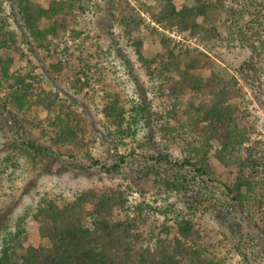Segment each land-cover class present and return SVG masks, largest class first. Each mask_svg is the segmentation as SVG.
<instances>
[{"label":"trees","instance_id":"16d2710c","mask_svg":"<svg viewBox=\"0 0 264 264\" xmlns=\"http://www.w3.org/2000/svg\"><path fill=\"white\" fill-rule=\"evenodd\" d=\"M86 1L0 0V153H6L0 158L5 170L25 160L31 171L26 185L42 171L60 180L94 173L113 185L41 196L29 210L43 241L37 246L25 245L11 202L0 211V264H220L221 250L193 219L201 207L225 234L239 235L237 252L253 259L257 240L264 242V141L242 104L248 93L264 112V0H185L191 4L180 7L173 0H135L136 7L124 6L118 15L116 0H100L97 7L110 11L122 32L113 45L133 77L135 98L127 106L107 93L95 122L84 106L78 113L47 89L29 58L37 48L48 50V38L69 29L73 34ZM168 31L201 47L175 41ZM154 36L158 49L145 51ZM123 41L147 84L135 78ZM73 48L83 62L77 75L87 85L96 65L92 55ZM242 52L238 65L228 64ZM148 93L159 98L157 109ZM95 144L102 149L97 157L90 152ZM126 144L134 147L121 153ZM213 160L225 182L215 176ZM36 166L39 173L32 175ZM150 182L176 201L133 203L134 189Z\"/></svg>","mask_w":264,"mask_h":264},{"label":"rangeland","instance_id":"374dc122","mask_svg":"<svg viewBox=\"0 0 264 264\" xmlns=\"http://www.w3.org/2000/svg\"><path fill=\"white\" fill-rule=\"evenodd\" d=\"M177 7H180L182 3L187 2L191 4L190 1L185 0H173ZM87 7L84 12L76 16V21L72 24L71 28L75 30L73 34L70 33V29L65 33H62L57 39L48 38V50L37 48L29 53L26 44L21 43V48L29 53V58L31 61L30 68L35 74L40 75L41 79L44 80V85L47 89L55 92L61 99H65L68 102L71 101L70 105L78 112H82V107L84 106L88 112L91 121L95 122L98 119H102V114L100 112L103 102L106 100V95L117 94L125 105H129L130 101L135 98L134 93V81L131 74H128V68L123 65L120 58L116 55L114 47V34L120 36L122 32L116 26L114 20L109 19V12L103 5L100 4V0H87ZM129 5L130 7H136L137 3L135 0H116V7L114 11L116 15L124 12V6ZM114 7V6H113ZM8 10V8H7ZM141 15L148 19V15L141 12ZM110 32V34H109ZM168 36L172 37L175 41H180V43H190L192 45H197L201 47L197 41L194 39H187L183 35L175 34L174 32H167ZM148 44L145 45V51L155 52L158 49V38L154 36L149 38ZM126 47V54L129 58L130 63L134 65L133 74L139 83H148V79L144 74V71L137 66L135 60V55L133 50L124 41L122 44ZM67 47V52L63 51ZM73 47L81 48V51L86 55H92V62L96 65V69H91L88 74V84L82 85V81L85 78L83 75L78 77L77 73L82 68V56L78 54L79 50H75ZM144 51V50H143ZM72 54H75L72 56ZM16 56V55H15ZM85 57V58H86ZM239 58H233L229 60L228 64L235 67L238 65L241 58L245 57L243 52ZM79 59V60H77ZM87 59V58H86ZM57 64L55 69L50 67V64ZM220 65L216 63V67ZM225 68L224 66L220 65ZM219 67V66H218ZM229 71L227 68H225ZM6 85V84H5ZM3 85L2 87H6ZM249 92V91H247ZM1 96L5 93V90L0 91ZM248 101H244L242 108L246 109L250 117V121L256 126L255 136L260 141H264V112L259 104L253 99L250 94H246ZM148 100L152 102V105L157 109L159 107V98L152 94H147ZM37 112L40 116L45 113L41 109H34L30 113ZM3 130L0 129V136ZM254 136V137H255ZM34 139L40 138L43 143V139L39 134L33 136ZM87 139V138H85ZM45 145V144H43ZM134 145L126 144L125 147L120 148L121 153H126ZM90 152L92 156L97 157L102 153V149L99 148L98 144L95 146H90ZM5 152L0 153V157L3 158ZM3 156V157H2ZM174 157L180 158V153L175 152ZM0 158V211L10 208L11 202H13V207H17V218L20 219L22 225L26 231L27 239L25 245L37 246L43 241L40 240L38 236V224L30 216V207L34 205L35 202L46 193H54L58 191H67L69 195L72 194L70 191L74 189L81 188H100L106 184H112L107 178L99 180L98 174L84 175L83 177H77L76 179L64 178L61 180L57 179L50 172L49 174L42 171L41 175H36L37 181L32 179L30 185H26L27 181L31 177L30 168L26 166L25 160H20L16 166H11L8 164L6 170L1 163ZM213 165L217 167L216 177L225 182L226 177L223 175L217 162L212 161ZM39 167L36 166L32 170V175L39 173ZM97 170H95L96 172ZM97 173H99L97 171ZM35 181V182H34ZM34 183V185H32ZM127 183V182H125ZM124 183V184H125ZM27 187V189L25 188ZM142 187V186H141ZM157 199L159 202L166 201H176L172 196L164 195L156 191L155 186L150 182L144 184L142 189H134L131 195V201L133 203H143L146 202L149 205H154V201ZM180 201V200H179ZM181 205V204H180ZM204 208H196L194 220L198 224L202 225L205 237H208L207 241L210 244H214L217 247L222 257V262L220 264H264V246L263 240L258 239V247L253 255V259L249 257L248 260H244L239 252H237L238 241L241 242V238L236 233L233 237L225 234L226 232L220 227L213 217L210 215L208 210L203 211ZM28 212V213H27ZM156 217L159 221L164 219V215L156 213ZM169 217H173L169 215ZM172 219V218H171ZM236 231V230H235ZM1 234V232H0ZM219 242V243H218ZM218 243V244H217ZM262 243V244H261ZM221 244V247L218 245ZM242 247V246H241ZM1 248V245H0ZM261 259V260H260Z\"/></svg>","mask_w":264,"mask_h":264}]
</instances>
